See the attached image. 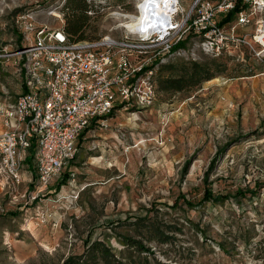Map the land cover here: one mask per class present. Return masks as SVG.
<instances>
[{"label": "rangeland", "instance_id": "1", "mask_svg": "<svg viewBox=\"0 0 264 264\" xmlns=\"http://www.w3.org/2000/svg\"><path fill=\"white\" fill-rule=\"evenodd\" d=\"M90 1L99 13L87 20L88 38L118 37L111 12H133L139 2ZM193 1L179 0L180 18ZM63 5L0 0V103L21 91L5 85L17 75L14 52L23 42L17 16L33 12V23L63 27ZM262 14L244 26L236 14L220 24L251 46L229 42L218 55L203 52L198 35H184L181 53L158 64L156 83L170 74L161 63L215 58L224 70L195 88L157 90L148 107L114 110L106 126L78 138L74 158L36 197L33 157L21 162L17 181L0 158V264H59L94 238L118 252L120 236H139L136 217L173 227L168 242L145 241L171 264H264V59L252 50Z\"/></svg>", "mask_w": 264, "mask_h": 264}, {"label": "built area", "instance_id": "2", "mask_svg": "<svg viewBox=\"0 0 264 264\" xmlns=\"http://www.w3.org/2000/svg\"><path fill=\"white\" fill-rule=\"evenodd\" d=\"M139 0L133 12L113 10L118 37L104 34L92 40L72 42L62 27L33 23V12L19 14L23 42L14 52L23 90L14 101L0 103V158L4 169L19 180L21 162L34 159L36 197L59 177L75 156L77 140L86 131L106 126L114 110L150 106L156 96L155 72L165 56L189 34L199 36V48L211 55L224 52L228 43L251 46L245 35L226 31L219 15L231 11L237 0H194L180 18L176 0L164 12L150 5L139 27ZM250 13L241 9L236 24L251 22V14L263 12L264 0H249ZM61 18V13L57 14ZM252 33L254 56L264 59V24L259 16ZM159 61V62H157ZM73 176L72 171L68 170Z\"/></svg>", "mask_w": 264, "mask_h": 264}, {"label": "trees", "instance_id": "3", "mask_svg": "<svg viewBox=\"0 0 264 264\" xmlns=\"http://www.w3.org/2000/svg\"><path fill=\"white\" fill-rule=\"evenodd\" d=\"M246 6H248L247 2L237 0L234 8L219 24L229 21L233 15ZM63 10L67 16L62 28L70 41L95 39L88 38L84 33L89 16L99 13L95 4L90 0H64ZM262 17L264 24V10ZM184 44L185 42L181 41L173 50ZM160 65L161 70L167 69L170 74L158 77L157 90L172 93L198 87L203 81L214 78L224 70V65L215 58L204 62L187 60ZM32 151L31 147L30 155L26 157V160L30 161L33 156ZM131 225L139 236H120L123 247L118 252H115L105 241L94 238L85 242L81 252L68 254L59 264H171L157 257L145 242L152 239L158 242H168L172 236L170 235L173 229L171 225L146 221L141 217H136Z\"/></svg>", "mask_w": 264, "mask_h": 264}, {"label": "bare ground", "instance_id": "4", "mask_svg": "<svg viewBox=\"0 0 264 264\" xmlns=\"http://www.w3.org/2000/svg\"><path fill=\"white\" fill-rule=\"evenodd\" d=\"M175 2L176 0H144L140 5V18L135 22L134 25L131 24L129 26L136 28L142 25L141 20L145 16V10H147L151 4L155 5L157 10H163L164 12H167L172 9Z\"/></svg>", "mask_w": 264, "mask_h": 264}, {"label": "crops", "instance_id": "5", "mask_svg": "<svg viewBox=\"0 0 264 264\" xmlns=\"http://www.w3.org/2000/svg\"><path fill=\"white\" fill-rule=\"evenodd\" d=\"M14 81V86L17 88V91L18 90H20L21 89V91L24 89L23 88V85H22V80H21V77L18 75V73H17V75H15L12 79H9V80H7V81H5V85L7 84V86L9 87L10 85H9V83L10 82H13ZM243 83H244V81H243ZM5 85H2V91H7L8 89L6 88V86ZM20 91V92H21ZM20 92H18L17 93V95L20 93ZM17 97V96H16ZM15 100V99H14ZM13 100V101H14Z\"/></svg>", "mask_w": 264, "mask_h": 264}]
</instances>
